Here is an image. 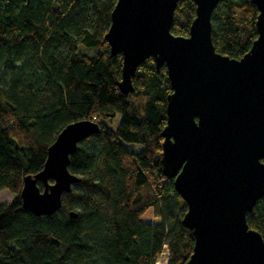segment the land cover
Wrapping results in <instances>:
<instances>
[{
	"label": "trees",
	"instance_id": "trees-1",
	"mask_svg": "<svg viewBox=\"0 0 264 264\" xmlns=\"http://www.w3.org/2000/svg\"><path fill=\"white\" fill-rule=\"evenodd\" d=\"M117 2L0 0V192L15 197L0 203V264H155L163 246L167 264H185L192 253L186 204L161 172L166 68L147 59L135 91L121 93L123 56L113 57L105 39ZM257 15L251 0L220 2L211 18L216 52L242 58L257 38ZM194 18L193 1L180 0L170 32L188 37ZM87 120L101 130L71 156L81 181L53 216L24 210L25 177L43 170L64 128ZM150 210L156 222L145 223ZM246 220L264 240V198Z\"/></svg>",
	"mask_w": 264,
	"mask_h": 264
},
{
	"label": "water",
	"instance_id": "water-1",
	"mask_svg": "<svg viewBox=\"0 0 264 264\" xmlns=\"http://www.w3.org/2000/svg\"><path fill=\"white\" fill-rule=\"evenodd\" d=\"M179 1L118 0L105 36L111 55L123 56L118 87L133 93L149 58L166 68L171 93L160 164L186 204L181 225L194 245L185 264H264V240L246 220L264 198V0H251L257 38L240 59L217 53L211 40L212 14L223 0H192L188 37L170 32ZM100 130L88 120L64 128L43 170L24 179V210L41 217L61 209L63 195L81 181L69 171L71 156Z\"/></svg>",
	"mask_w": 264,
	"mask_h": 264
},
{
	"label": "rangeland",
	"instance_id": "rangeland-1",
	"mask_svg": "<svg viewBox=\"0 0 264 264\" xmlns=\"http://www.w3.org/2000/svg\"><path fill=\"white\" fill-rule=\"evenodd\" d=\"M88 54L92 55L93 51H86ZM118 120L115 122L114 126H116V124L118 123ZM14 195L12 193H10L9 191H1L0 192V203L1 204H10L13 200H14ZM142 221L145 223H150V222H156V220L153 217V213L152 211H147V213H145L142 217Z\"/></svg>",
	"mask_w": 264,
	"mask_h": 264
},
{
	"label": "built area",
	"instance_id": "built-area-1",
	"mask_svg": "<svg viewBox=\"0 0 264 264\" xmlns=\"http://www.w3.org/2000/svg\"><path fill=\"white\" fill-rule=\"evenodd\" d=\"M159 262L160 264H167L168 262V249L166 246H163L162 248V252L161 254L159 255L156 263ZM155 263V264H156Z\"/></svg>",
	"mask_w": 264,
	"mask_h": 264
},
{
	"label": "bare ground",
	"instance_id": "bare-ground-1",
	"mask_svg": "<svg viewBox=\"0 0 264 264\" xmlns=\"http://www.w3.org/2000/svg\"><path fill=\"white\" fill-rule=\"evenodd\" d=\"M156 264H160L159 262H157Z\"/></svg>",
	"mask_w": 264,
	"mask_h": 264
}]
</instances>
